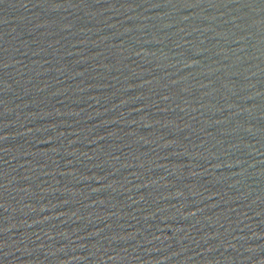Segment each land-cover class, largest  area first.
I'll list each match as a JSON object with an SVG mask.
<instances>
[{"label":"water","instance_id":"water-1","mask_svg":"<svg viewBox=\"0 0 264 264\" xmlns=\"http://www.w3.org/2000/svg\"><path fill=\"white\" fill-rule=\"evenodd\" d=\"M0 264H264V0H0Z\"/></svg>","mask_w":264,"mask_h":264}]
</instances>
